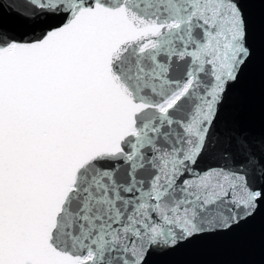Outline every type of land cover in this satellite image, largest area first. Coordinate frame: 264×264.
<instances>
[{
	"label": "snow or ice",
	"instance_id": "6c2138e0",
	"mask_svg": "<svg viewBox=\"0 0 264 264\" xmlns=\"http://www.w3.org/2000/svg\"><path fill=\"white\" fill-rule=\"evenodd\" d=\"M256 55L247 0H0V264H159L264 217Z\"/></svg>",
	"mask_w": 264,
	"mask_h": 264
},
{
	"label": "water",
	"instance_id": "95a60500",
	"mask_svg": "<svg viewBox=\"0 0 264 264\" xmlns=\"http://www.w3.org/2000/svg\"><path fill=\"white\" fill-rule=\"evenodd\" d=\"M247 12L253 24L257 55L237 91L235 104L246 117L259 122L264 114V44L261 41L264 6L259 0H247ZM193 261L203 264H264V217L257 216L238 232L196 250L159 258V264H189Z\"/></svg>",
	"mask_w": 264,
	"mask_h": 264
}]
</instances>
